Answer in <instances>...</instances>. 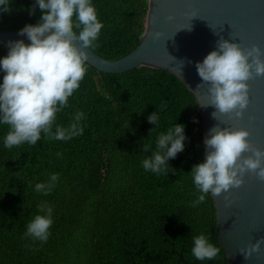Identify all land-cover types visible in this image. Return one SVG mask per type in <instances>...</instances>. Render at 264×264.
Masks as SVG:
<instances>
[{"label": "trees", "instance_id": "obj_1", "mask_svg": "<svg viewBox=\"0 0 264 264\" xmlns=\"http://www.w3.org/2000/svg\"><path fill=\"white\" fill-rule=\"evenodd\" d=\"M149 0H93L104 27L90 47L117 60L139 44ZM33 0H13L0 19V32L35 24ZM7 53L0 44V56ZM85 78L57 113L67 127L74 113L86 118L82 135L54 140L43 133L35 145L3 146L8 125H0V264H231L219 241L211 193L200 194L190 174L203 160L202 112L195 95L166 70L139 67L104 74L86 64ZM159 112V126L147 117ZM195 121V122H194ZM186 125L185 147L165 174L145 171L160 132ZM150 132V133H149ZM149 145V151H144ZM60 153V156L56 154ZM58 180L48 195L35 190L49 174ZM47 202L53 224L46 242L25 235L26 225ZM204 233L218 249L212 260L191 253L192 237Z\"/></svg>", "mask_w": 264, "mask_h": 264}, {"label": "clouds", "instance_id": "obj_2", "mask_svg": "<svg viewBox=\"0 0 264 264\" xmlns=\"http://www.w3.org/2000/svg\"><path fill=\"white\" fill-rule=\"evenodd\" d=\"M12 3L13 0H0V19L11 13ZM37 10L40 15L36 23L25 24L17 32L28 42L23 39L8 41L6 55L0 56V125H8L3 136L5 148L23 143L35 145L42 133L54 140L67 141L84 132L81 122L86 113L82 111L74 113L67 127L56 125L55 132L52 128L57 113L69 106V97L84 80L87 71L85 49L98 39L104 25L98 19L93 0H33L26 9L29 16L35 15ZM262 54L256 45L243 50L235 42L220 40L215 50L195 64L201 81L197 87L209 85L210 103L205 106L210 105L221 114L234 113L235 117H241L249 103L246 82L253 73L264 75ZM147 119L155 125L150 129L152 132L159 126V112L156 110ZM185 128L186 125L175 123L158 134L155 149L141 162L145 171L158 175L174 171L168 161L184 150ZM248 136L249 132L243 129L213 126L209 130L202 141L203 160L190 171L192 182L200 193L192 206L204 202L209 193L219 196L240 187L246 173H254L264 180V151L252 146ZM149 148L144 145V151ZM58 177V173L49 174L45 182L35 184V190L48 195ZM225 200L228 201L227 196ZM37 207L44 214L34 216L26 225L25 235L46 242L53 224V208L47 202ZM262 243L264 238L257 239L240 253L247 259L260 252ZM218 252L204 233L192 237L191 253L196 260H212Z\"/></svg>", "mask_w": 264, "mask_h": 264}, {"label": "water", "instance_id": "obj_3", "mask_svg": "<svg viewBox=\"0 0 264 264\" xmlns=\"http://www.w3.org/2000/svg\"><path fill=\"white\" fill-rule=\"evenodd\" d=\"M148 4L145 31L135 49L117 60H106L89 47L86 64L104 74H123L139 67L166 70L195 95L204 138L213 126L243 129L249 132L250 144L264 151V75L253 73L246 82L249 103L237 118L205 106L210 103L209 85L197 87L201 81L195 68L220 40L235 42L243 50L256 45L264 53V0H149ZM155 33L160 35L155 37ZM18 39L28 42L17 32H0V44ZM211 196L219 241L230 263L264 264V243L259 253L247 259L240 253L264 238V180L249 172L240 187Z\"/></svg>", "mask_w": 264, "mask_h": 264}]
</instances>
